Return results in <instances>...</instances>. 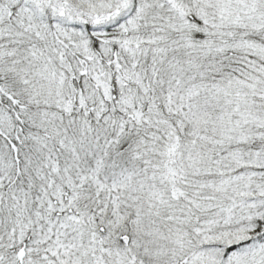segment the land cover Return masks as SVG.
Segmentation results:
<instances>
[{
    "label": "snow or ice",
    "instance_id": "6c2138e0",
    "mask_svg": "<svg viewBox=\"0 0 264 264\" xmlns=\"http://www.w3.org/2000/svg\"><path fill=\"white\" fill-rule=\"evenodd\" d=\"M0 264H264V0H0Z\"/></svg>",
    "mask_w": 264,
    "mask_h": 264
}]
</instances>
